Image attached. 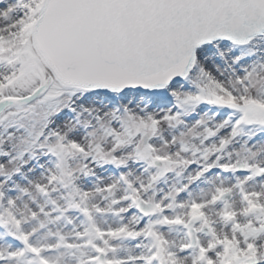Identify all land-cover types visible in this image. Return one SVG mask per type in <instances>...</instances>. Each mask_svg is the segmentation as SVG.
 <instances>
[{"label": "snow or ice", "instance_id": "obj_1", "mask_svg": "<svg viewBox=\"0 0 264 264\" xmlns=\"http://www.w3.org/2000/svg\"><path fill=\"white\" fill-rule=\"evenodd\" d=\"M0 264H264V0H0Z\"/></svg>", "mask_w": 264, "mask_h": 264}]
</instances>
